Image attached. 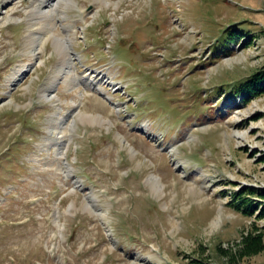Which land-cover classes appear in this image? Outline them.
Listing matches in <instances>:
<instances>
[{"label": "rangeland", "instance_id": "374dc122", "mask_svg": "<svg viewBox=\"0 0 264 264\" xmlns=\"http://www.w3.org/2000/svg\"><path fill=\"white\" fill-rule=\"evenodd\" d=\"M39 2L0 0V264H264L230 202L264 187V95L235 92L264 0H64L29 37Z\"/></svg>", "mask_w": 264, "mask_h": 264}, {"label": "trees", "instance_id": "16d2710c", "mask_svg": "<svg viewBox=\"0 0 264 264\" xmlns=\"http://www.w3.org/2000/svg\"><path fill=\"white\" fill-rule=\"evenodd\" d=\"M240 33L242 31L234 30L232 35L239 36ZM235 92L237 96H242L245 102L252 101V99L264 95V67L257 70L246 81L242 82ZM230 197L231 205L245 215L254 217V219L256 217L264 218V187L246 186L238 190L234 189ZM238 246L239 248L241 247L242 258L263 252L264 226H259L254 221L248 233L243 234V238L238 243ZM190 262L191 264H212L210 260L196 256H192Z\"/></svg>", "mask_w": 264, "mask_h": 264}, {"label": "bare ground", "instance_id": "6f19581e", "mask_svg": "<svg viewBox=\"0 0 264 264\" xmlns=\"http://www.w3.org/2000/svg\"><path fill=\"white\" fill-rule=\"evenodd\" d=\"M63 1L64 0H42V1L39 2V4L36 3V7L32 11L35 14H39L40 16L31 19V22H32L31 24H32L33 30L30 31L29 37H32L33 35L37 34L39 30H46L47 35H48L51 32L50 30L56 27V25L54 26V24H53V25H50V27L48 26L47 28L44 29V28L38 27V24L42 20V17L43 18H47L46 15H51V10L52 9H54V11H57L59 9L60 4L63 3ZM54 11H53V13H54ZM63 29H64L63 30L64 34L61 35L59 38H56L59 41V43H56V41H55L54 45L57 46V48H58V50H59V52L61 54L60 55L61 59H60V62H59V65H60L59 72L62 73V74H65V73L70 74L69 72H72V71L74 72V69H72L73 68L72 67V63H73L74 58L72 56L73 54L70 51V50L73 49L72 38L70 37V35H68V33L70 32L69 29H66V28H63ZM54 35L55 34L53 33V36ZM42 36L44 37L46 35L43 34ZM55 36H57V35H55ZM38 54H39V52L36 51V52H34L33 56L36 57ZM19 73H20L19 70H16L14 72V74H13V76H12L10 81H12L13 79L17 78L19 76ZM84 77H86V78H84ZM73 79L74 80H79L80 79L81 81H85L89 85L90 84H95V87L97 86V84H98V86L100 84L99 81L97 80V76L90 75V74H85L84 76L79 77L78 74L74 73ZM144 125H147V124L145 123ZM56 127L59 128L60 125H58ZM58 141H60V140H58ZM67 168H68V166H67ZM150 180L152 181L153 188L158 190L160 188L161 184H162L160 176L155 175L154 178H151Z\"/></svg>", "mask_w": 264, "mask_h": 264}]
</instances>
